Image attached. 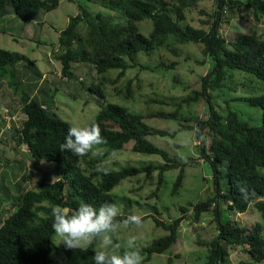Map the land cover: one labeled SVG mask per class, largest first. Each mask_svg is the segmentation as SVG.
<instances>
[{"label":"trees","instance_id":"16d2710c","mask_svg":"<svg viewBox=\"0 0 264 264\" xmlns=\"http://www.w3.org/2000/svg\"><path fill=\"white\" fill-rule=\"evenodd\" d=\"M58 1L0 0V21L8 17V21L14 18L23 24L40 25L39 15L54 10ZM66 1L75 5L76 13L68 16L64 28L57 31V41L52 44L50 55L59 63L60 75L65 80L76 82L78 79L72 64L86 65L92 70L89 82H78L82 91L99 100L93 120L84 126L98 124L107 144L100 146L104 153L101 157H93L91 153L77 157L68 151L61 152L60 145L71 126L39 99L46 91L57 92L56 83L41 74L34 61L25 55L0 49V78L15 95V102L24 116L16 127L10 122L0 138V144L5 143L7 137L13 143L8 146L13 158L0 150V264H94L93 248L97 239L73 251L60 248L62 258L59 261L50 258L55 249L51 206L59 205L71 211L81 203L96 208L104 203L117 205L112 190L123 179L139 174L147 179L155 173L156 186L152 193L156 196L164 173L173 169L178 172L170 193L176 194L183 168L192 159L181 162L146 138L159 136L173 140L181 131L192 132V141L197 143L195 164L200 161L208 166L211 192L203 199L187 201L185 206L178 207L180 214L176 218L165 221L155 214L142 216V220L149 217L154 226L165 233L140 248L142 264L148 262L151 255L163 253L175 244L179 224L188 219L187 211L192 222L209 214L215 226V235L199 244L206 249L203 264H230L229 252L236 248L247 256V260L238 264L264 262V93L232 99L259 110V123L255 126L241 121L238 114L228 108L221 115L211 104L212 92L225 89V81L233 77V72L244 73L264 83V31L260 34L249 27L244 32H234L230 38L220 34V25L241 12L251 16L254 26L264 22V0H213L206 28L193 27L186 21V14L196 7L198 0ZM88 4L112 14L91 12ZM119 17L120 22L115 23ZM143 21L150 23L147 35L138 28ZM185 45L199 48L210 67L199 77L197 89L173 104V111L142 115L105 101L104 87L107 85L112 95L126 100L140 91L138 83L131 87L129 81L124 86H114L127 70H150L138 63V54L148 58L156 53L160 58L156 69L167 72L175 70L178 62L160 60L164 56L179 58L182 54L179 47ZM111 71L116 72L113 79L105 76ZM170 80L179 83L175 74ZM68 96L75 99L76 94ZM198 102L207 106L203 118L183 119L181 107ZM150 119L187 124L174 130L158 129L148 125ZM3 122L0 119V127ZM172 145L178 148L176 143ZM21 146L26 148L32 170L19 158ZM125 150L156 155L161 162L107 169L106 173L98 171L110 155ZM42 163L52 166L50 177L43 173L33 174V170L41 171ZM241 186L248 189L247 200L238 190ZM5 203L9 204L8 209L4 208ZM249 208L258 213L259 221L242 226L233 219L234 215L245 213ZM126 217L121 213L118 220Z\"/></svg>","mask_w":264,"mask_h":264},{"label":"rangeland","instance_id":"374dc122","mask_svg":"<svg viewBox=\"0 0 264 264\" xmlns=\"http://www.w3.org/2000/svg\"><path fill=\"white\" fill-rule=\"evenodd\" d=\"M197 2L196 7L186 14V21L193 27L206 28L205 23L208 25L210 20L208 16L211 14L213 0H198ZM87 8L89 11L100 13L101 15L112 14L91 4H88ZM75 13L76 8L73 3L59 0L54 10L43 12L39 15L38 21L41 22L40 25H36L33 22L23 24L13 17H11L13 18L11 21H8V17H4L0 21V49L23 54L34 61L36 69L41 74L46 75L49 80H53L58 88L55 93L46 91L45 95L40 94L39 99L71 127H82L93 120L97 111V101H99L95 95L82 91L78 84L80 80L85 83L89 82L90 77L93 75L92 70L87 69L86 65L72 64L73 72L78 79L76 82L65 80L60 75L59 63L50 55L52 44H56L57 41V31L63 29L68 16ZM120 20L121 18L119 17L114 22L118 23ZM249 27H254L261 34L264 31V22L254 26L251 16L241 12L239 16H231L228 22L220 25V34L225 38H230L234 32H244ZM138 28L143 35H147L150 30V23L148 21L140 22ZM179 48L182 51L179 58L164 56V59L160 60L163 62H169V60L178 62L175 70H168L167 72L156 69V64L160 59L156 53L148 58L138 54L136 57L138 63L148 67L150 70H127L114 86H124L129 81L131 87L138 83L140 91L135 92L131 99L126 100L120 95H112L111 87L107 85L104 87L105 101L116 103L142 115H149L159 111H173V104L192 90L197 89L199 77L204 75L210 67L209 60L201 55L200 49L195 45H185ZM115 74L116 72L111 71L105 76L113 79ZM172 74L178 77L179 83H171ZM232 76L231 79L225 81V89L212 92L213 99L211 104L214 110L223 115L228 108L236 112L241 121L247 122L250 126L258 125L259 110L243 102L232 101V99L259 96L264 93V83L241 72H233ZM69 94H76L75 99L68 96ZM150 100L162 103L149 102ZM15 101V95L8 88L6 81L0 78V119L4 120L5 116H8L10 118L9 123L11 122L14 127L24 117ZM3 109L7 110L6 114L3 113ZM180 112L183 119L190 121L196 118H203L207 112V106L202 102L192 103L188 107H181ZM147 123L151 127L166 130H174L178 126L187 124L181 123V125H178L176 121L161 119H150ZM146 139L155 146L166 150L170 155L177 156L181 162H185L187 158L192 159V162H188L183 168V178L177 193L173 195L170 193L171 184L178 172L177 169H173L164 173L163 182L156 191V196L152 193L156 186L155 173H152L147 179H144L141 174L127 177L112 190L111 194L116 197L117 206L120 208L121 213L127 216L136 214L142 217L155 214L165 221L168 218H176L180 214L177 211L178 207L185 206L187 201L194 202L209 195L211 192L210 170L206 164H202L200 161L195 164L198 160L195 148L197 143L192 141V132L190 131L178 132L173 140L159 136H147ZM6 140L5 143L0 144V150L5 156L12 157L13 154L8 148L10 144H13L12 140H8V137ZM172 143H176L178 148L173 147ZM18 149L21 153L19 158L23 160L29 170H32L29 167L30 162L27 158L26 148L21 146ZM17 156L15 157L17 158ZM157 162H161V160L156 155L130 153L125 150L110 155L103 165L107 169L116 170L126 166L136 167L141 164ZM51 169L52 166L50 164L42 163L41 171L33 170V174L43 173L50 177ZM8 205L5 203L4 208L8 209ZM187 216L188 219L183 220L179 224L178 237L175 244L163 253L151 255L149 261L145 264L204 263L206 249L199 244L209 241L215 235L214 223L211 221L209 214L201 215L197 222L189 220V211H187ZM233 219L242 226H248L259 221V215L253 208H249L245 213L234 215ZM164 234L160 228L154 226L149 217L143 219L142 225L139 227L134 225L125 227L121 224L119 231L113 235L114 243L108 251L115 254L123 253L126 250V242L129 235H135L139 248H142ZM52 244L55 249L51 251L49 256L52 260L59 261L62 258L60 248L64 246L62 244L58 246L59 238L55 234L52 235ZM101 244V239L97 238L93 251L102 250ZM241 260H247V256L243 255L238 248L229 252L228 261L230 264H238ZM260 264H264V262Z\"/></svg>","mask_w":264,"mask_h":264},{"label":"clouds","instance_id":"9594fccd","mask_svg":"<svg viewBox=\"0 0 264 264\" xmlns=\"http://www.w3.org/2000/svg\"><path fill=\"white\" fill-rule=\"evenodd\" d=\"M198 131V129H197ZM204 139L203 136L200 137ZM107 140L102 136L100 127L96 123L87 126H72L68 128L64 142L60 145V151L71 152L74 156L83 157L92 154L93 157L103 156V149ZM98 171L107 172V168L101 164ZM239 192L244 200L248 199L249 192L241 186ZM121 215L120 208L114 203H104L96 208L89 203H81L75 210H68L59 205L51 206L53 218L52 230L59 238V245L66 250H75L83 245H91L100 238L101 249L93 254L94 264H142L143 257L137 244V237L129 235L126 250L122 254L110 253L114 243L113 235L119 231L120 225L141 226L140 215H128L123 220H118Z\"/></svg>","mask_w":264,"mask_h":264},{"label":"built area","instance_id":"2783aa9c","mask_svg":"<svg viewBox=\"0 0 264 264\" xmlns=\"http://www.w3.org/2000/svg\"><path fill=\"white\" fill-rule=\"evenodd\" d=\"M3 113L6 114L7 113V110H4L3 109ZM9 121H10V118L8 116H5V118H4V124H3V126L0 127V138L3 137V134L8 130V128H9V125H8Z\"/></svg>","mask_w":264,"mask_h":264}]
</instances>
